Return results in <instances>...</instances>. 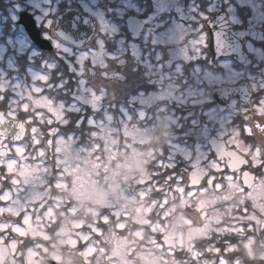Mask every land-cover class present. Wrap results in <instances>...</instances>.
Listing matches in <instances>:
<instances>
[{
	"label": "flooded vegetation",
	"instance_id": "flooded-vegetation-1",
	"mask_svg": "<svg viewBox=\"0 0 264 264\" xmlns=\"http://www.w3.org/2000/svg\"><path fill=\"white\" fill-rule=\"evenodd\" d=\"M30 1L0 0V264H108L99 254L106 224L98 223L94 235L89 222L93 213L117 216L112 208L90 207L89 194L74 198L75 183L86 178L91 186L97 165L95 178L104 187L108 122L116 123L123 195L132 199L140 186L151 188L147 220L156 217L153 188L166 187L173 147L206 152L221 169L216 185L228 176L242 195L264 180V0ZM67 11L93 22V34L79 47L55 31ZM224 20L246 34L234 55L224 53L226 46L216 55L210 48L209 23ZM165 121L174 123L161 141L156 133ZM213 138L235 157L234 171L216 160ZM205 165H195L206 174L199 191L207 189ZM243 172L254 175L250 190L242 186ZM251 209L247 204L230 218L246 227L242 217ZM66 220L81 221L82 228L62 231ZM188 229L179 237L168 228L157 235L169 261L175 253L183 264L194 246H207L192 234L185 250ZM76 233L87 240H64ZM163 238L176 247L166 248Z\"/></svg>",
	"mask_w": 264,
	"mask_h": 264
},
{
	"label": "rangeland",
	"instance_id": "rangeland-1",
	"mask_svg": "<svg viewBox=\"0 0 264 264\" xmlns=\"http://www.w3.org/2000/svg\"><path fill=\"white\" fill-rule=\"evenodd\" d=\"M30 2L29 4L33 6L38 4L37 0ZM106 28L110 32L109 26L103 24L104 31H107ZM104 128L107 129L105 144L108 150L106 167L101 170L104 177L100 179L104 187H100L97 183L98 179L95 178L97 165L92 170L91 186L87 184L86 178L80 179L79 181L84 180V183H80V185L78 181L75 183L77 194L74 195L76 201L80 202L79 196L89 194L90 207L94 208L97 204L107 209L112 208L117 216L114 220L98 219L96 213H93L89 222V227L94 235L97 234L95 231L98 223L106 224L105 232L100 235L103 247L99 250V254L103 260H108V264H136V262L138 264H179L181 260L177 259L175 253L171 254L172 258L169 261L168 253L163 251L162 246L157 242V235L167 232L168 228L172 237H179L182 234L179 232L183 228H189L188 230L193 236L197 239L203 237L204 240H208V243L207 246L202 245L201 248L198 246L199 249L194 246L188 260L184 262L186 264H229L228 258L222 257L224 254L235 261L231 264H240L238 260H235L236 256L246 258L249 263H254L255 259L257 262H264V215H262L264 212V180L252 192L242 195L239 193L237 183L228 176L222 177L223 183L216 185L214 178L221 169L212 161H208L206 152L200 156L197 153L190 155L173 147L171 151L172 169L170 175L166 173L168 176L164 182L166 187L164 189L153 188L155 200L151 202L154 203L155 209H158L155 213L156 217L154 220H147L146 214L153 207L146 199L151 188L144 189L140 186L139 191L132 199H127L123 195L121 184L125 179L120 178L118 163L114 162L116 123L108 122ZM124 131L127 133L128 130L124 128ZM139 140H143V138L141 137ZM142 159L140 155L141 163ZM200 161H204L206 164L204 170L209 174L204 182L207 184V189L188 191L184 180L188 172ZM155 165L157 164L155 163ZM176 167L181 174L176 172ZM76 174L80 175L78 169ZM214 192L216 195L213 194ZM123 201L124 204L126 203L125 207L121 206ZM247 204L252 209L251 211L247 210L242 217L247 225L241 227L239 223H234L235 220L231 219L232 212L236 209L243 211ZM130 212H132V216L126 217L125 215ZM202 213L206 214V220L205 224L199 228V221L196 217ZM119 216L125 217L119 219ZM164 220L167 222L165 223ZM48 221L49 219L45 220L46 223ZM82 225L81 221L66 220L61 223V229L62 231L74 230L82 228ZM146 226L149 228L148 231L145 230ZM169 226L171 227L169 228ZM100 227L103 228V226ZM250 233L252 235L255 233L259 237L258 242L254 237L246 236ZM93 238L95 239V237ZM85 239L87 240L86 235L76 233L74 236L65 237L64 240L67 243L75 244L76 241H85ZM94 243L93 241L92 248H89L91 252L94 250L96 244ZM254 248L256 254H254ZM89 251H85L86 255L90 254Z\"/></svg>",
	"mask_w": 264,
	"mask_h": 264
},
{
	"label": "water",
	"instance_id": "water-1",
	"mask_svg": "<svg viewBox=\"0 0 264 264\" xmlns=\"http://www.w3.org/2000/svg\"><path fill=\"white\" fill-rule=\"evenodd\" d=\"M225 23L217 22L215 26L212 23H209V29L211 32L210 39V48L214 55L219 53V48L226 46V55L236 54L238 48L241 47V42L246 36L243 31H236L231 26ZM33 25V24H32ZM32 25L29 26L32 28ZM94 25L93 22L90 23V20L83 18L78 12L67 11L58 16L55 24V31L57 35L64 41L79 47L82 45L83 41L90 37L93 34ZM37 33V32H36ZM228 46V47H227ZM232 47V50H231ZM220 52H223V50ZM238 58V57H237ZM240 60V59H239ZM243 62V61H240ZM210 144L212 149L216 154V158L219 161L226 160V165L230 171H234L233 165L235 163V157L231 155V152L225 147V145L217 141L216 139H211ZM236 156V155H235ZM199 168L193 169L188 174V187H198L201 181L204 179L205 175L199 171ZM243 186L247 189H250L254 184V175L244 172L242 175ZM206 214L202 213L199 215L201 222L205 220ZM189 234L186 233V249L187 245L190 242ZM165 246L175 247V241L173 239H163Z\"/></svg>",
	"mask_w": 264,
	"mask_h": 264
},
{
	"label": "clouds",
	"instance_id": "clouds-1",
	"mask_svg": "<svg viewBox=\"0 0 264 264\" xmlns=\"http://www.w3.org/2000/svg\"><path fill=\"white\" fill-rule=\"evenodd\" d=\"M165 124H167V128L161 126L157 129V135L160 137V140L163 141L166 139V133L170 131L171 129V124L174 123V121H165Z\"/></svg>",
	"mask_w": 264,
	"mask_h": 264
},
{
	"label": "trees",
	"instance_id": "trees-1",
	"mask_svg": "<svg viewBox=\"0 0 264 264\" xmlns=\"http://www.w3.org/2000/svg\"><path fill=\"white\" fill-rule=\"evenodd\" d=\"M237 253H238L237 255H239V252H237ZM254 254H256V252H254ZM236 260L240 261L241 264H264L263 261L262 262L261 261L257 262L256 259L253 260L254 263H249L248 260H246V258H243V257L240 258V256H236Z\"/></svg>",
	"mask_w": 264,
	"mask_h": 264
}]
</instances>
